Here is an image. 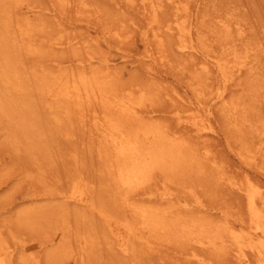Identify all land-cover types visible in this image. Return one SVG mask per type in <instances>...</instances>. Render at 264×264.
Listing matches in <instances>:
<instances>
[{"label": "rangeland", "instance_id": "obj_1", "mask_svg": "<svg viewBox=\"0 0 264 264\" xmlns=\"http://www.w3.org/2000/svg\"><path fill=\"white\" fill-rule=\"evenodd\" d=\"M181 1L191 11L189 20L199 51L197 58L203 59L208 53L219 57L226 49L248 56L244 74L235 81L237 85L225 92L226 99L241 108L236 126L217 105L209 102L211 96L204 84V96L198 100L200 91L192 87L193 62L177 53L176 39H172V49L168 50V65L158 63L156 42L144 36L150 18L143 15L146 12L142 0H134L133 4L127 0H67L68 5L60 0H0V64L3 53L11 62H18L26 84L24 104L28 99L35 103L29 107L33 113H29L7 104L12 97L9 94L0 98V253L3 249L13 251L12 264H239L228 248L222 249L225 253H215L203 251L184 239L176 244L147 238V229L135 219L136 214L124 210L117 195L103 184L107 178L101 172L96 141L89 136L92 132L75 117L66 121L59 113L56 122L57 103L48 102L37 92V76L42 71L91 72L111 66L120 75L117 79L121 85L129 79V84L137 81L157 88L154 92L158 93V102L146 108L144 115L184 135L199 149L203 147L201 140L177 122L184 107L169 96L177 93L204 110L211 106L209 116L215 134L205 147L214 162V166H206L210 177L185 171L177 176L156 171L146 188L130 192L129 202L157 214L160 209L168 211L164 224L172 227L176 236L195 230L190 225L193 221L211 222L216 231L226 233L230 228L234 233L247 235V201L231 190L229 183L244 184L242 178L247 176L264 190V0ZM164 8L162 20L171 13L167 5ZM219 19L230 25L227 37L216 24ZM26 22L33 30L19 40L18 36L29 26ZM114 33H127L131 38H118ZM13 38L18 39L12 42ZM19 41L23 42L19 45ZM67 41L71 45H57ZM22 114L25 124L34 127L32 130L25 125L16 126L21 125ZM148 148L156 155L162 153L161 144ZM205 149H200L201 154ZM245 150L249 154L242 156ZM80 175L92 183V207L103 209L115 223L125 220L136 226L126 257L118 255L121 253L109 232L102 228L97 210L91 207L81 212L61 205L60 196L70 191L73 179ZM248 257L255 260L249 253Z\"/></svg>", "mask_w": 264, "mask_h": 264}, {"label": "bare ground", "instance_id": "obj_2", "mask_svg": "<svg viewBox=\"0 0 264 264\" xmlns=\"http://www.w3.org/2000/svg\"><path fill=\"white\" fill-rule=\"evenodd\" d=\"M60 1H66V5L69 4L67 0ZM127 1L131 4L134 3V0ZM142 3L146 12L143 15L150 18L144 36L146 39L151 37L156 42L159 53L158 63L160 62L159 64H162L163 67L168 65L170 62L167 55L170 53L168 50L172 49V39H176L177 44L175 48L177 53L186 56V58H190L191 62H193L195 71L192 87L194 91H200L197 97L198 100L204 96V88L202 87L204 84L208 89L207 93L211 96L209 102L217 105L225 113L227 119L236 126L241 108L238 103L229 102L226 99L227 95L225 92L229 87H235L237 85L235 81L239 80L244 72L243 70H246L248 56H241L237 52H234L233 49H226L219 57H212L208 53L205 58L199 59L196 57L199 51L195 43L194 30L189 20L190 10L187 4H184L181 0H142ZM165 5L170 8L171 13L166 19L162 20L161 16L164 14L163 10L165 9ZM216 24L224 30L225 37H227L229 35L230 25L221 19ZM26 25L29 26H26L25 31H22V34L18 36L19 40H24L22 35L28 34L27 32L30 29L33 30L31 28L33 26L30 23L26 22ZM5 26L4 24V28L6 29L7 27ZM13 27L15 28L16 26L14 25ZM238 28L240 29V34H242L243 30L241 26H238ZM4 34H2V38H4ZM114 35L118 38L129 36L127 33L125 36L120 33H114ZM130 38L129 36L128 39L130 40ZM17 39L13 38L12 42H16ZM22 42L19 41V45ZM147 44H149L148 41L146 42ZM57 45L62 47L71 44L70 42H61ZM29 46L31 45L29 44ZM27 51L30 54V49L27 48ZM39 53L36 52V55H39ZM2 58L3 61L0 64V98L3 94L5 96L9 94L12 97L7 104H15L22 111L33 113L29 107L35 103L29 99L27 104H24L23 101L26 91L24 85L26 84L23 80V74L19 70L20 66L18 62H11L4 53ZM106 63H109V61L107 60ZM109 67L107 66L103 70L99 69L91 72H75L76 69L74 72H69L68 70L57 73L42 71L38 76L36 75L38 82L37 92L44 96L48 102L57 103L56 115L54 117L56 122L59 120V113L66 121H70L75 117L78 118L82 127L86 125L90 132H92V135L89 136L91 140L94 138L96 141L95 149H97L96 154H98L100 163L102 164L101 172L107 178L103 179V184H107L111 188L110 190L117 195L120 201L118 204L122 205L124 210L128 209L130 212L136 214L137 217L135 216V219H138L141 225L147 229V238H153L160 243L165 241L176 244L183 243L184 239L185 242H194L203 251L213 250L215 253H222L224 252L222 249L226 250L228 248L234 254L239 264H264V190L252 183L247 176L242 178L244 184L237 182L229 183V188L242 194L247 201L248 222L250 225V230L247 235L234 233L230 228L225 229L226 233L224 230L216 231L212 227L213 224L211 222L201 223L193 221L190 225L195 230L186 232L181 236H176L173 235V228H168L164 224V219L168 211L165 212L163 209H160L157 214L155 211H147L137 205L133 206L129 202L130 192L132 190H143L146 188L156 171L171 174L172 176L181 175L185 171L189 175L191 173H198L208 179L210 174L207 173L206 166L209 164L214 166V162L210 160L209 151L205 147L208 145V139L215 134V128L209 116L211 106L207 105L206 108L208 110H204L200 109L194 103L186 101L177 93L169 96L173 99V102L178 105L180 103L184 107V112L178 116L177 122L179 125L184 126V129L188 130L189 133H193L197 140H201L200 143L203 145L201 148L205 149L204 153L201 154V148L199 149L192 143H189L184 135H179L176 131H171L158 120L144 115L146 108L158 102V93L154 92L157 88L153 89L152 85H140L136 79V83L129 84L127 83V80H129L127 78H125L127 80L123 79L125 81L124 85H129H121V82L119 83L118 81L120 75H116V72L114 70L112 71L113 67ZM31 78H34V74ZM132 80L134 79L132 78ZM208 81H210V84H207ZM153 87L155 86L153 85ZM15 95L18 97H14ZM2 111L4 110L2 109ZM19 117L21 118V125L16 124V126L22 128L25 125L31 130L34 128L31 125H27V123L25 124L26 121L23 114ZM35 128L39 127L35 126ZM25 133L28 134L29 132ZM66 135L69 136L71 134L67 133ZM154 143L161 144V155L154 154L148 148V145L150 146ZM256 152L258 153V150ZM248 154L249 151L245 150L242 156H247ZM91 185L92 183L83 179L81 175L74 178L70 191L62 193L60 196L63 201L61 205L75 207L81 212L82 209L91 208V204L93 203H91L93 201L90 193ZM95 206L93 205L91 209L93 211L97 210L95 212L100 217L102 228L104 227L109 232L110 237L113 239L112 241L116 244L115 248L117 249L118 247L121 253L118 255L124 257L128 251V245H131V241L134 239L136 226L131 221L128 222L125 220H121L122 223H115L117 221H113L110 214L105 211L103 212V209L100 210L98 206ZM147 243L152 244L149 241ZM2 251L0 253V264H12L14 257L13 251L9 252L6 249ZM248 253L254 257L255 260L253 262L250 261ZM196 262L203 263V260L196 259ZM34 263L38 264L37 261Z\"/></svg>", "mask_w": 264, "mask_h": 264}]
</instances>
